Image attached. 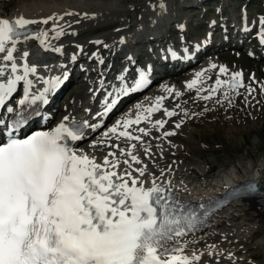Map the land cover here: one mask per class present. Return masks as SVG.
<instances>
[{
    "label": "snow or ice",
    "instance_id": "snow-or-ice-1",
    "mask_svg": "<svg viewBox=\"0 0 264 264\" xmlns=\"http://www.w3.org/2000/svg\"><path fill=\"white\" fill-rule=\"evenodd\" d=\"M216 11L222 13L220 8ZM59 19L62 17L35 20L21 16L11 21L0 18V54H4L0 58V110H3L0 111V264H201V255L194 252L189 257L184 252L190 242L188 237L194 240L199 226L208 217L206 209L200 212L204 205L192 207L179 201L168 187L170 182L157 184L153 180L152 186L145 188L140 177L146 175L147 166H132L142 163L133 154L136 146L130 144L124 149L111 143L121 138L142 142L143 136L150 135L151 128H164V120L150 122L151 116L161 111L163 97L156 98L149 107L137 104L134 118L125 115L100 135L91 147L109 149L102 163L80 148L87 130L95 133L102 128L104 118L114 110L121 96L148 86L150 65L147 71L137 69L131 84L127 80V69L117 76L119 86L106 91L102 110L92 117L95 123L64 116L63 121L50 130L20 135L30 116L38 115L34 109L49 103V98L68 79V72L65 69L61 75L48 79L38 77L45 86L38 93L33 92L34 81L30 77H37L38 68L28 63V51L23 52L19 65L14 53L20 43L34 39L43 51L62 54V47L49 44L50 39L59 40L67 34L63 26L58 25ZM50 21V29L41 27ZM215 23L210 22V27ZM259 23L264 29V18ZM34 25L36 27H30ZM178 29L183 32L184 25H178ZM249 30L246 24L242 28L245 32ZM258 35L264 47V30ZM125 42L126 38L121 37L120 43ZM187 52L183 50L184 55ZM168 55L177 58L174 48L168 49ZM126 58L132 61L131 56ZM70 59L75 62L76 55ZM99 63L103 64L102 58ZM211 67L216 68V65ZM226 73L225 67H219L214 85L203 89L208 92L202 97L204 100L212 99L224 88L223 100H228L231 106L230 93L238 92L244 84L240 72L222 80L220 76ZM201 75L197 73L196 79L186 87L195 88ZM18 85L22 87V95L14 108L10 102ZM166 91L172 93L173 89ZM252 91L248 88L249 94ZM163 111L169 118L176 115L175 111ZM39 118L47 119L43 115ZM145 121L150 122V128H138L140 136L129 131L133 125ZM180 126V123L175 125ZM173 135L171 131L163 133L164 137ZM112 149L126 158L121 160ZM144 151L147 155L149 148ZM121 163L126 166L123 172L117 170ZM133 172L138 175L133 176ZM246 192L256 193V185L249 183L231 194ZM208 255L214 257L216 253L210 251Z\"/></svg>",
    "mask_w": 264,
    "mask_h": 264
},
{
    "label": "bare ground",
    "instance_id": "bare-ground-1",
    "mask_svg": "<svg viewBox=\"0 0 264 264\" xmlns=\"http://www.w3.org/2000/svg\"><path fill=\"white\" fill-rule=\"evenodd\" d=\"M228 1L135 0L129 2L119 0H17L12 10L6 11L0 9V16L5 15L7 17H15L16 14L21 16L31 15L38 20L45 19L49 16L62 17L57 23L63 26L67 33L59 40H49L50 45L62 47L63 52L60 55L52 51H43L34 39L25 43L24 48H19L20 44L18 45L16 53L28 51L32 55H39L41 59L44 55L46 56L44 60L38 63V66L42 67V71H38L40 75L48 74V78H50L61 75L65 69L68 72V79L49 98V103L46 105L52 109V113L49 110H44L47 119L41 125L37 120L39 117L36 119L34 117L32 128L28 132L36 128L44 127L48 118L51 116L54 119L52 123L60 119L63 120L64 116L72 119L75 117V120L80 117L83 120H89L90 123H95L96 121L92 120V117L102 110V105L97 104L98 99H102L106 95L107 90L119 86L117 76L125 70L123 67L127 66V64H121L122 61L120 58L123 55L121 56L120 50L128 47L127 42H135L141 38L145 41L154 36L160 41L161 47L157 48L159 51L155 50L153 52V56L149 57V53L146 54L144 48L141 47L143 45L142 42H136V44H140V47L137 46L135 50L130 49L125 51L126 54L135 57V60H141L143 57V61L140 62L148 63L146 66L144 65V70H147V66H151L149 79L153 75L157 77L150 79L148 86L143 90L121 96L114 110L104 118L102 122L103 127L95 133L87 130L86 139L80 142V148L89 156H95L98 163H102L109 149L103 146L91 147L99 139L100 135L108 127L114 125L117 119H121L125 115L134 118L136 115L135 106L137 104L143 107H149L155 102L156 98L163 97L161 111L154 113L150 118V122L154 123L157 120H164L166 121L164 128L159 130L151 128L150 135L143 136L142 142H129L123 138L120 140L113 139L111 141L112 144H118L120 148L124 149H127L130 144L136 146L133 154L137 155L142 163L139 165L133 164L132 166L133 168L147 166L146 175L140 177V180L144 184L152 183L153 180L160 184L170 182L168 187L177 194L180 200L188 199L194 201L207 200L213 195H219L222 191L219 185L222 183L232 184L243 179L256 182L264 168V156L257 161L250 159L240 162L241 160H239L231 165V167L219 169L218 171H212L211 165L206 162L198 164L193 162L191 166L195 165L196 168H194L189 164L186 165L188 161L179 160L182 155V146H180L181 144L179 142L176 143L170 139L178 138L181 135L182 127L176 128L175 125L177 123L181 124L186 115H188L186 120H190L193 113H188V109L196 107L194 103H197V107L201 103H206L208 106L211 105L213 110H216L227 105L232 107L234 100L237 101L238 97L248 99L253 93V91L251 94L248 93V88L250 87L248 82L243 79L244 87L240 88L238 92L230 93V97L232 98L231 106L228 100H223L224 88H220L212 99L204 100L202 98L208 95V92L203 89H210L214 85L218 76L219 67L223 66L222 64L220 65L219 60L226 61L231 56V53H238L239 56L244 54L247 56L257 55L258 58L264 59V47L259 43L258 35L264 29L261 27L257 28V26L253 25L250 28V22H247L245 24L250 30L247 32L242 31L245 24L241 27V23L236 25V21H241L244 14L247 19H251L252 15L250 16L245 10L242 11L240 2L235 3V1L230 6L232 8H228L226 5ZM250 1L248 0V3ZM198 3H206L203 7L204 10L201 12L198 11L199 9L196 6ZM218 8L222 9L221 14L217 13L216 10ZM190 9H195L197 12L187 13L186 11H191ZM257 9L259 11L261 10L259 6ZM66 13H73V15ZM208 15H216V18L212 19L216 23L215 26H212L214 30L211 35L204 34V29L212 22L211 20L203 18ZM218 15H220L219 19L217 18ZM177 16L180 17L178 18ZM193 18L203 19L205 23L198 25L201 33H199V37H196V34H194L193 40H191L188 31L184 34L185 37L183 36V44L186 46H182V48L187 49L188 52L186 55L182 52L179 56L180 61L182 63L188 61L187 64L178 68L180 62L175 59L171 61L174 65L173 67H168L162 74L155 73L156 67L149 60L157 59L159 62L164 61L165 63H170V61L166 60L169 58V55L165 50L168 51L169 48H174L176 51L179 50V47L173 41H171V45H168L170 43L168 34L170 35L174 31H179L178 25H184L186 21L190 25V20ZM166 20L169 21L168 24L160 22H167ZM221 21H226V28H228L226 31L222 29ZM33 27L36 26L34 25ZM41 27L50 29L52 27V21L48 25H42ZM249 32L252 33L250 34ZM49 35L51 37L52 33L50 32ZM121 37L126 38L124 44L120 43ZM217 39L218 41H215ZM96 41H101L102 43L97 44L95 43ZM105 44L108 45L107 48L104 47ZM192 48H195V51ZM137 49L139 50L138 52ZM196 51L198 52L196 53ZM94 53L96 56H93ZM73 54L76 55L75 62L70 59ZM2 55L4 54H0V58H2ZM164 57L166 58L165 60ZM100 58L103 59V64L99 63ZM16 61L17 64L21 62L20 59ZM132 61L134 60L132 59ZM60 63L61 65L58 66ZM91 63L98 65L99 72L95 73L88 68L91 66ZM213 64L216 65V68L211 67ZM32 65H35V63L32 62ZM45 65H47V68H45ZM107 67H109L108 71L101 74V72H105ZM137 69L140 68H136L135 73ZM197 73H202L198 84L195 88L189 90L186 85L193 79H196ZM233 73L236 72L230 71L227 68V73L220 76V78L222 80H228ZM241 74L243 78L244 72H241ZM178 76L181 78L180 84L175 85V82L172 81ZM38 77L37 75L34 79ZM101 81H103V87L101 86ZM167 88L173 89V92L168 93L166 91ZM94 90L96 94L94 96H88ZM98 92H100L99 95ZM177 92L180 93L179 96L176 95ZM59 99L60 103L56 105L54 100L59 101ZM185 100L188 104L185 103L184 105ZM219 100H223V103H218ZM163 109L175 111L176 115L170 118L166 117ZM150 122L145 121L140 125H133L129 131L134 135L140 136L141 134L137 129L140 127L150 128ZM168 131L174 132L175 135L164 137L163 133ZM28 132L26 133L28 134ZM146 147L149 148L147 155L144 151ZM112 150L116 152L117 157H120L118 150ZM124 158L126 157H120L121 160ZM125 167L121 163L117 170L123 172ZM161 170H163V175L161 174ZM132 175L137 176L138 173L133 172ZM255 198L251 196L234 198L225 207L216 211L208 220V225L203 231L195 235L194 240L191 237L188 238L190 242L185 245L184 254L191 257L195 252L202 256V261L211 262L212 260H209L210 258L208 259V253L210 251L215 252L216 255L214 257L221 258L224 257L222 255L223 252L221 254L220 251L222 249L216 250L218 247L210 246V249L206 250L207 255L203 256V254L197 251L198 248L208 246L207 244L209 243L215 244L216 239L224 233V237H226L222 242L227 241L230 237L228 233L236 230L241 231L243 229V232H247V230L249 232L253 231L254 235L264 232V207L255 209L257 206ZM204 236L206 237L201 240V237ZM261 240L264 242V236ZM237 241L240 242V240ZM232 256L234 257V255ZM245 260L248 261L247 259ZM245 260L236 259L235 261H229L228 264H246ZM218 261L221 262L223 259Z\"/></svg>",
    "mask_w": 264,
    "mask_h": 264
},
{
    "label": "rangeland",
    "instance_id": "rangeland-1",
    "mask_svg": "<svg viewBox=\"0 0 264 264\" xmlns=\"http://www.w3.org/2000/svg\"><path fill=\"white\" fill-rule=\"evenodd\" d=\"M122 1L133 2L135 0ZM16 3L17 0H0V9L12 10ZM208 4L211 6L210 3ZM240 4L243 10L247 11L250 16L252 15L251 18H256L254 14L256 12H264V0H251L245 6L244 0H242ZM258 6L261 8L260 11L257 9ZM190 10L186 12H197L195 9ZM198 11H201V9ZM212 17L216 18L214 15L204 16L203 18L209 20ZM201 23H205V21L200 18H193L190 20V27L193 28ZM199 33V28L198 30H192L189 34L191 40H193L194 34L199 37L201 34ZM218 39L215 41H218ZM219 63L230 71L244 72L243 79L248 82L253 93L248 99L238 97L237 101L234 100L232 107L227 105L216 110H213L212 106L209 105V107L206 103H201L198 107L197 103H194L196 107L188 109V113H193L190 120H186L188 118V115H186L187 117L185 116L181 122V135L178 138H170L176 143L179 142L182 146V155L179 160L188 161L186 165L189 164L190 166L193 162L196 164L206 162L211 165L212 171L227 169L239 160H241L240 162L250 159L257 161L264 156V59L258 58L257 55L247 56L244 54L239 56L238 53H231L226 61L219 60ZM180 80L181 78L178 76L172 82L178 85ZM54 103L59 105L60 99L59 101L54 100ZM185 103L188 104L186 100L184 105ZM53 120L51 116L48 122L52 123ZM191 167L196 168L195 165ZM243 231L242 229L241 231L236 230L228 233L230 237L227 241L222 242L226 237H224V233L216 239L215 244L209 243L208 246L198 248L197 251L206 256V250H209L210 246L218 247L216 250L222 249L220 251L221 254L223 252L222 255L224 256L221 258L209 256L208 259L210 258L209 260L212 261H202L201 264H216L219 262L218 260L222 259L223 261L217 264H228L229 261H235L236 259H247L248 261L245 260L246 264H264V242L261 240L264 232L254 235L253 231ZM205 237H201V240ZM237 240H240V242Z\"/></svg>",
    "mask_w": 264,
    "mask_h": 264
},
{
    "label": "water",
    "instance_id": "water-1",
    "mask_svg": "<svg viewBox=\"0 0 264 264\" xmlns=\"http://www.w3.org/2000/svg\"><path fill=\"white\" fill-rule=\"evenodd\" d=\"M257 189H260V190H264V168L262 169L261 171V174H260V178L258 180V183H257ZM258 209L260 208H263L262 204L259 202L258 203Z\"/></svg>",
    "mask_w": 264,
    "mask_h": 264
}]
</instances>
